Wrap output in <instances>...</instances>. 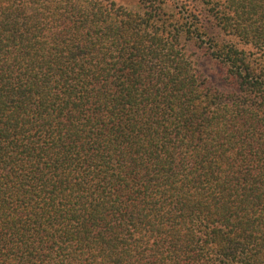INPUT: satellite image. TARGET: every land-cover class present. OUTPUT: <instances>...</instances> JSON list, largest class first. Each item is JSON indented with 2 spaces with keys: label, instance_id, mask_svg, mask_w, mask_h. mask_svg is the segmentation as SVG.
<instances>
[{
  "label": "trees",
  "instance_id": "trees-1",
  "mask_svg": "<svg viewBox=\"0 0 264 264\" xmlns=\"http://www.w3.org/2000/svg\"><path fill=\"white\" fill-rule=\"evenodd\" d=\"M133 5L0 0V264H264V0Z\"/></svg>",
  "mask_w": 264,
  "mask_h": 264
},
{
  "label": "rangeland",
  "instance_id": "rangeland-1",
  "mask_svg": "<svg viewBox=\"0 0 264 264\" xmlns=\"http://www.w3.org/2000/svg\"><path fill=\"white\" fill-rule=\"evenodd\" d=\"M120 1H124L125 2V4H128L129 6H135V5H133V4H135L136 3V0H120ZM198 64H203L202 62H198Z\"/></svg>",
  "mask_w": 264,
  "mask_h": 264
}]
</instances>
